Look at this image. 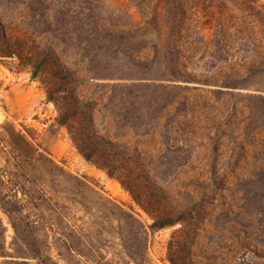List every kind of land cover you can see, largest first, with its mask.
Returning <instances> with one entry per match:
<instances>
[{"label": "rangeland", "instance_id": "rangeland-1", "mask_svg": "<svg viewBox=\"0 0 264 264\" xmlns=\"http://www.w3.org/2000/svg\"><path fill=\"white\" fill-rule=\"evenodd\" d=\"M251 1L256 14L244 0H0V214L20 256L0 264H264V127L246 96L264 93V0ZM40 46L80 75L98 129L198 215L152 229L83 157L32 75Z\"/></svg>", "mask_w": 264, "mask_h": 264}, {"label": "trees", "instance_id": "trees-1", "mask_svg": "<svg viewBox=\"0 0 264 264\" xmlns=\"http://www.w3.org/2000/svg\"><path fill=\"white\" fill-rule=\"evenodd\" d=\"M245 8L249 12L256 14L258 12L251 0H244ZM260 12V11H259ZM2 25L0 24V32ZM0 37L6 40V35L0 33ZM7 42V41H5ZM51 48V47H50ZM40 46L36 61L33 62V76L41 74V81L46 87L47 101L54 102L59 109V121L67 125L69 134L83 157L90 163L106 171L111 178L120 181L127 189L135 202L142 207L153 219L151 228L154 230L172 226L177 223H186L199 214V205L195 202H187L181 205L179 199L172 194L169 189L164 188L157 180L155 175L150 173V169L144 164H138L133 159H143L141 152L134 150L125 143L109 138L102 133L95 122L93 106L87 99H80L73 92L72 84L81 80L80 75L68 65L59 60L54 50ZM32 57H27L31 61ZM256 66H251V69ZM229 78H236L233 75ZM124 88L130 85L123 84ZM230 87H238L234 84ZM117 85H113L115 90ZM247 107L249 115H261L259 128L264 127V93H247ZM137 163V164H136ZM264 173V167L261 168ZM15 196V200L21 199ZM1 201V200H0ZM1 204V203H0ZM2 207V205H0ZM10 217V213L4 209ZM23 212V210H22ZM29 220H32L30 213L26 214ZM32 220L37 223H45L44 217ZM14 224V220L11 219ZM7 226L4 224L3 217L0 214V257L6 262L14 260L20 256L11 255L7 245ZM172 247V245H171ZM39 255L34 254L28 258L35 259ZM172 264H178L171 255ZM23 262H28L23 260Z\"/></svg>", "mask_w": 264, "mask_h": 264}]
</instances>
